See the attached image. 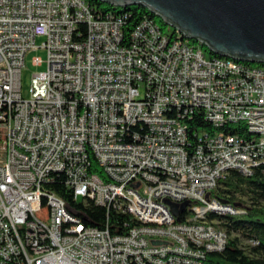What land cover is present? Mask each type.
<instances>
[{
  "label": "built area",
  "instance_id": "obj_1",
  "mask_svg": "<svg viewBox=\"0 0 264 264\" xmlns=\"http://www.w3.org/2000/svg\"><path fill=\"white\" fill-rule=\"evenodd\" d=\"M128 16L86 0H0V264H206L228 241L209 215L246 212L209 191L264 164V63L208 57L159 15L166 27L145 15L127 30ZM38 48L47 68L25 98ZM200 116L210 128H196ZM55 173L106 207L105 227L47 187ZM111 210L135 223L112 233Z\"/></svg>",
  "mask_w": 264,
  "mask_h": 264
},
{
  "label": "trees",
  "instance_id": "obj_2",
  "mask_svg": "<svg viewBox=\"0 0 264 264\" xmlns=\"http://www.w3.org/2000/svg\"><path fill=\"white\" fill-rule=\"evenodd\" d=\"M86 1L98 11L128 12L130 16L127 17V30H131L145 15L148 18L155 19L162 27L167 26L159 16L142 4L117 5L104 0ZM81 29V36L78 37L80 40L86 35L85 26H81ZM210 54L219 56L212 51ZM196 119L198 120L196 123L197 129L210 128L209 122L203 119V116ZM93 168L99 170L95 163ZM47 187L64 198L72 211L81 214L86 224L98 227L106 226L108 220L106 207L96 204L89 198L86 200L75 199L73 191L66 184L63 174H53V179L47 184ZM209 194L225 203L244 207L246 212L240 215H219L215 213L209 215L211 219H219L218 224L226 231L228 241L223 250L207 253L206 264H264V164L256 167L251 175H244L236 169H231L225 177L219 180L218 185L209 191ZM243 196H248L251 200L249 205L242 198ZM126 223L132 225L135 221L127 213L110 211L108 225L112 233L127 231ZM233 232H239L247 240H255V243L249 242L247 244L248 251H245V248L239 245V237H231Z\"/></svg>",
  "mask_w": 264,
  "mask_h": 264
},
{
  "label": "water",
  "instance_id": "obj_3",
  "mask_svg": "<svg viewBox=\"0 0 264 264\" xmlns=\"http://www.w3.org/2000/svg\"><path fill=\"white\" fill-rule=\"evenodd\" d=\"M104 1L142 4L215 54L264 63V0ZM185 205L172 203L171 209L178 214Z\"/></svg>",
  "mask_w": 264,
  "mask_h": 264
},
{
  "label": "rangeland",
  "instance_id": "obj_4",
  "mask_svg": "<svg viewBox=\"0 0 264 264\" xmlns=\"http://www.w3.org/2000/svg\"><path fill=\"white\" fill-rule=\"evenodd\" d=\"M169 30L170 29H167L168 32ZM42 41L43 38L41 37L37 38V44H41ZM204 52L207 54L208 57L210 56V52H211L210 50L205 48ZM35 56H39L43 59V63L41 65L33 64V57ZM46 60H47V51L44 48L34 49L27 53L25 66L22 69V73H21L22 94L25 98L31 97L30 85H31L32 74L34 72L44 71L47 68ZM255 64L258 65L257 63ZM242 198L248 203V205L251 203V200L248 198V196H243ZM235 236L239 237L240 247L245 248V251H248L247 244L249 243V240H247V238L242 236L241 233L239 232H233L231 234V237H235Z\"/></svg>",
  "mask_w": 264,
  "mask_h": 264
}]
</instances>
